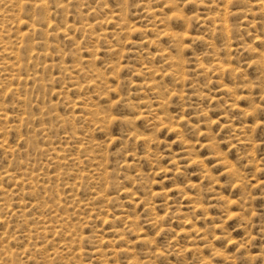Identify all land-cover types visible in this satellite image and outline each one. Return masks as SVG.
I'll return each mask as SVG.
<instances>
[{
    "label": "rangeland",
    "instance_id": "obj_1",
    "mask_svg": "<svg viewBox=\"0 0 264 264\" xmlns=\"http://www.w3.org/2000/svg\"><path fill=\"white\" fill-rule=\"evenodd\" d=\"M0 264H264V0H0Z\"/></svg>",
    "mask_w": 264,
    "mask_h": 264
}]
</instances>
